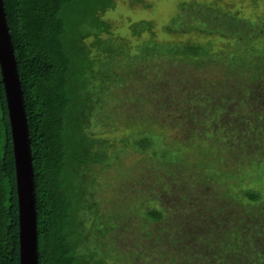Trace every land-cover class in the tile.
<instances>
[{"label": "trees", "instance_id": "16d2710c", "mask_svg": "<svg viewBox=\"0 0 264 264\" xmlns=\"http://www.w3.org/2000/svg\"><path fill=\"white\" fill-rule=\"evenodd\" d=\"M2 1L17 62L30 138L36 198L37 264H105L108 257L100 248L99 238L107 237L109 231L118 226L115 225L118 222L119 225L134 222L137 229V241L134 242L137 248L131 251V256L136 257L115 256L121 261L125 260L124 262L140 257L152 259L151 254L156 251L159 254L152 261L165 257L167 264H264V202H261L263 199L260 195L253 192L244 195L250 204L258 205L257 211L247 214V218L240 215L236 217L240 225L230 228L232 242L224 240L227 237L222 234L227 232L220 233L212 226L209 216L206 217L209 208L205 205L191 207V217L179 216L177 213L176 217H172L173 221L158 225L167 209L155 207L156 199L149 201L140 198L137 201L125 191L118 194L119 199L116 200L109 194L110 201H114L120 210L111 214L114 222L109 219L107 226L103 228L100 221L106 219V214L101 211L100 198L95 189L101 183L96 184V177L90 175L95 165L99 167V171L115 162L119 165L125 147H129V150L140 149L148 156L152 154L153 157H161L167 164L179 162L177 156L174 157L165 150V142L161 144L158 140L157 137H162L163 134L121 132L119 142L124 147L118 148L120 153L117 155L118 150L117 147L113 148L115 144L111 143L112 138L93 139L85 130L89 122L85 114L87 110L93 109L92 102L90 103L93 97H85L84 88L90 93L88 86L92 85L91 82L96 80L99 73L106 72L105 77H113L119 70L117 57L121 55V50L110 39H103V34H110L111 27L109 23L102 21V16L114 8V3L112 0ZM179 11V15L192 18L193 10L188 4L182 5ZM213 11L216 10L210 6L202 12L201 24L216 18L215 15L218 14ZM172 19L176 24L177 17ZM232 21L222 24L231 26ZM249 25L250 23L247 26ZM142 27L143 30L149 28L145 22H142ZM131 29L137 36L141 34L135 28ZM212 30L202 31L210 33ZM213 33L222 37V33L219 34L217 30ZM238 37L243 38V34L239 33ZM89 38H92V43L86 42ZM165 47L146 43L138 48V56L129 57L133 62L161 52L169 59L192 62L209 51L206 47L181 42H167V49ZM92 50L98 51L94 56L104 55L102 62L92 55ZM256 61L258 60H253L252 74L249 68V75L255 83L254 94H259L260 106L264 94L258 92L257 86L264 83V62L261 61V65L260 61L255 63ZM249 64L251 61L233 57L226 66H240L244 70L246 67V72ZM96 66L99 68L98 72L93 70ZM244 74L239 73V76ZM250 86L254 85L251 83ZM252 87L244 88L240 93L243 95ZM188 100L196 99L193 96ZM178 103L181 101L174 100L173 107L178 106ZM200 105L201 102L198 108ZM259 117L262 120L257 129L262 143L264 105L261 113L259 111L256 116ZM226 134L230 140L231 136L228 132ZM161 140L163 141L162 138ZM109 150L111 151L107 152ZM108 153L114 157L108 156ZM262 154L264 155V149ZM124 206H136V211H124ZM200 207L203 211L197 212L201 210ZM209 213L213 214V210H209ZM226 219V223L235 220L234 217L231 221ZM141 245L144 248L140 252L138 248ZM0 264H19L16 178L1 74Z\"/></svg>", "mask_w": 264, "mask_h": 264}, {"label": "rangeland", "instance_id": "374dc122", "mask_svg": "<svg viewBox=\"0 0 264 264\" xmlns=\"http://www.w3.org/2000/svg\"><path fill=\"white\" fill-rule=\"evenodd\" d=\"M112 1L114 8L102 16V21L111 27L110 34H103V39H110L121 50L117 57L119 70L115 69L113 77H105L106 72L97 76L94 73L96 80L88 86L90 93L84 88L83 95L93 97L90 100L93 109L85 114L89 121L85 130L93 139L112 138L117 155L118 148L124 147L119 142L121 132L163 134L158 140L161 144L165 142V150L177 156L179 162L167 164L161 157L125 147L119 165L112 163L103 171L95 165L90 175L96 177V184L101 183L95 189L101 211L106 214L100 224L105 228L109 219L114 222L111 214L120 210L110 201L109 194L116 200L125 191L137 201L156 199L155 207L167 209L158 225L173 221L177 213L191 217V207L205 205L212 226L220 233L227 232L222 236L232 242L230 228L240 225L236 217L245 218L257 211L258 205L250 204L244 194L256 193L264 202V139L260 143L257 129L262 117L256 118L264 100L259 106L261 100L258 93L254 94L255 83L249 75V68L250 74L254 69V59L261 65L264 62V0ZM186 4L193 10L192 18L179 15L180 7ZM210 6L218 15L201 24L200 15ZM175 15L176 24L172 22ZM228 20L235 21L231 26H223ZM142 22L149 28L143 30ZM131 28L141 34H133ZM214 28L222 37L213 33ZM239 33L243 38L238 37ZM86 42L92 43V38ZM167 42L199 45L209 51L192 62L169 59L161 52L131 62L129 56H138L141 45H163L167 49ZM96 52L92 50V55ZM101 55L94 57L102 62L104 55ZM233 57L251 61L248 71L245 72L246 67L244 70L240 66H226ZM93 70L98 72L99 68ZM248 87L252 89L242 95L240 91ZM257 87L264 94V83ZM193 96L196 100H188ZM174 100L181 103L173 107ZM199 102L203 104L200 108ZM108 156L114 157L111 153ZM135 207L124 206V211H136ZM232 217L235 220L231 221ZM225 219L231 222L226 223ZM133 223L118 222L107 237L99 238L100 248L108 257L105 264H167L165 257L152 261L159 254L156 251L151 254L152 259L140 257L124 262L115 257H136L131 256V251L137 248L134 244L137 229ZM93 232L97 234L94 229ZM143 248L141 245L138 251Z\"/></svg>", "mask_w": 264, "mask_h": 264}, {"label": "water", "instance_id": "95a60500", "mask_svg": "<svg viewBox=\"0 0 264 264\" xmlns=\"http://www.w3.org/2000/svg\"><path fill=\"white\" fill-rule=\"evenodd\" d=\"M0 74L13 147L18 202L19 264H37V218L25 103L3 1L0 0Z\"/></svg>", "mask_w": 264, "mask_h": 264}]
</instances>
